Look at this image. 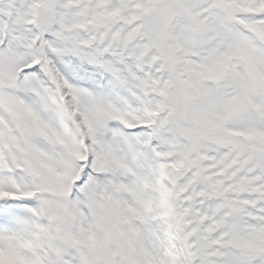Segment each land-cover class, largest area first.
Instances as JSON below:
<instances>
[{
    "label": "snow or ice",
    "instance_id": "1",
    "mask_svg": "<svg viewBox=\"0 0 264 264\" xmlns=\"http://www.w3.org/2000/svg\"><path fill=\"white\" fill-rule=\"evenodd\" d=\"M0 264H264V0H0Z\"/></svg>",
    "mask_w": 264,
    "mask_h": 264
}]
</instances>
